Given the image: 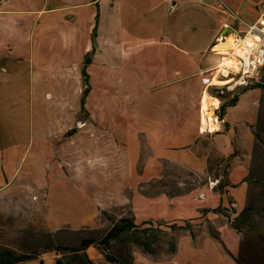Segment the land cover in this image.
I'll return each mask as SVG.
<instances>
[{
	"label": "crops",
	"instance_id": "crops-1",
	"mask_svg": "<svg viewBox=\"0 0 264 264\" xmlns=\"http://www.w3.org/2000/svg\"><path fill=\"white\" fill-rule=\"evenodd\" d=\"M263 2L253 3L255 17L256 6ZM250 11L235 0H0V61L5 58L0 70L27 80L31 95L25 110L28 128L36 135L26 168L29 145L0 146V198L20 190L15 188L22 185L19 179L55 152L86 156L85 122L76 115L86 88L81 70L88 55L89 95L83 108L94 96L97 110L111 114L109 119L94 120L93 141L98 145L93 153L103 142L106 151L123 149L124 160L119 165L117 158L106 163L100 158L89 170L77 166L68 175L79 183L86 174H108L93 179L99 182L93 187L131 192L126 201L134 222L196 220L210 226L218 238L207 228L182 233L175 252L158 264H236L238 236L223 212L231 208L234 217L247 201L258 97L246 103V92L239 94L236 103L225 108L221 130L214 134L202 133L199 112L205 81L219 61L211 51L215 39L224 28L237 27L236 17L249 22L243 18H249ZM119 62L125 65L126 91L117 84ZM7 84L0 80V85ZM118 92L126 107L123 120L117 118ZM34 98L45 99L60 111L45 126L33 125ZM222 103L218 100L216 107ZM72 127L76 133L65 137ZM211 155L216 160L229 157L222 193L215 189L217 179L178 195L150 193V181L164 177L168 167L208 174ZM36 172L42 174L41 169ZM118 175L131 181L120 182ZM77 199L85 201L81 194ZM79 206L78 216L84 215ZM40 261L48 264L43 254L22 264Z\"/></svg>",
	"mask_w": 264,
	"mask_h": 264
},
{
	"label": "rangeland",
	"instance_id": "rangeland-1",
	"mask_svg": "<svg viewBox=\"0 0 264 264\" xmlns=\"http://www.w3.org/2000/svg\"><path fill=\"white\" fill-rule=\"evenodd\" d=\"M235 1L242 3L245 9L250 7L249 18H243L250 23L255 19L253 3L264 0ZM4 60L5 58L1 59L0 66L5 65ZM117 67L120 68L117 72V84L121 91H126V88H124L127 82L125 65L119 62ZM1 76L2 79L0 80L2 82L6 81L10 84L0 85V146H9L14 143L29 145L28 152L30 153L24 163V168H26L31 154L34 153L33 147L35 145L33 143L35 142L33 138L36 136L34 130L30 131V128H28L29 117L25 110L27 109L25 107L30 108V104H27L30 98L29 95H31L30 90L27 88V80L25 82L22 79L11 77L0 70ZM253 87L255 88L245 91L246 95L243 98L247 103L256 94L258 97L257 119L252 126L254 146L249 159L247 177L249 190L245 207L255 209L257 212L250 214L239 228L236 264H264V68L261 70L258 79L248 88ZM243 90L224 93L223 96L226 95L227 97L220 98L221 102H228L231 95L236 94L238 96ZM118 94L119 109L117 110V118L123 120L126 117V107L123 105L122 94L120 92ZM86 97L88 96L86 95ZM33 103H31L33 107V125L42 124L45 126L47 119H55L57 114L60 113V111L57 112V109H52V105L46 102L45 99L37 101L34 98ZM97 105L98 100L93 96L86 104L85 109L81 110L80 107L76 115V119L85 122L86 148L89 149L84 158H78L77 153L74 155L70 153V157H67L60 151L55 152L51 157L33 164L31 168L33 173L31 172L19 179V183H22V185L15 188H20V190L16 189L0 198V249L8 248L16 253H36L38 254L37 258L40 254H43L44 260L48 264H55V260L60 255H57L55 251H46V248H74L79 245L82 239L98 241L111 227L112 223L119 218L133 219L126 201L131 192L120 189L111 190L107 187H105L104 190L106 191L104 192L97 191L93 187V184L99 183H95L94 180L107 178L108 174H86L85 181L80 180L79 183L73 181L75 177L72 174L68 175V171L71 168H77V166L89 170L88 168L93 166L96 161L99 162L100 158L105 163L109 162L111 158H117L119 165L124 160L123 149L106 151L104 149L106 144L103 142L100 151L96 150L97 153H93L98 145L93 141V131L96 128L94 120L111 118L109 111L97 110ZM74 133H76V128L72 127L65 137H71ZM235 153L237 154V151ZM106 155L108 157H105ZM210 157L208 174L197 175L177 167H168L164 177L150 181V193L163 192L169 196L178 195L196 185H202L210 181L214 182V179H217L223 188L226 183L224 176L229 165V157L220 160H216L213 155ZM38 169L42 170V174L36 172ZM219 175L222 176V179L219 178ZM118 176L120 182L131 181L129 176H127V179L125 176ZM63 182L65 184L62 186ZM66 183H71V186L67 187ZM58 184L61 185L55 188ZM78 194L85 197L84 203L78 201ZM100 199H102V202ZM78 204L80 208H83L84 215L78 216ZM229 204H231V201H229ZM226 211L223 213L228 219L235 217H233L235 212L231 211V208L226 209ZM134 223L140 226L142 222L136 221ZM149 225L153 228H160L165 232V235L160 236L153 255L147 254L131 242H120L118 240L110 242V253L121 264H158L171 256L169 253L170 242L174 240L176 245L177 238L182 233L197 234L203 228H207L211 236V233H214L210 226L208 228L203 222L196 220L192 222H150L145 224L144 227H149ZM86 254L93 264H110L105 261L96 245L90 246L86 250Z\"/></svg>",
	"mask_w": 264,
	"mask_h": 264
},
{
	"label": "built area",
	"instance_id": "built-area-1",
	"mask_svg": "<svg viewBox=\"0 0 264 264\" xmlns=\"http://www.w3.org/2000/svg\"><path fill=\"white\" fill-rule=\"evenodd\" d=\"M236 21L237 27L229 28V33L218 36L211 47L219 61L213 70V76L205 81L204 94L217 102L224 93L250 87L264 68V2L256 6V17L252 22H244L237 17ZM227 38H230L231 47L224 52L215 51V46L225 43ZM218 81L228 84L220 85ZM208 111L210 121L204 116L206 111L202 112L200 106L199 122L202 133H216L221 130L223 122L219 108L209 105Z\"/></svg>",
	"mask_w": 264,
	"mask_h": 264
},
{
	"label": "trees",
	"instance_id": "trees-1",
	"mask_svg": "<svg viewBox=\"0 0 264 264\" xmlns=\"http://www.w3.org/2000/svg\"><path fill=\"white\" fill-rule=\"evenodd\" d=\"M90 61L88 55L85 57L83 62V68L81 70V76L83 83L86 85L85 90L82 93L80 100V107L83 110L84 99L89 92L88 77L86 75V67L89 65ZM245 88L240 94L248 89ZM229 95V94H228ZM220 98H226L227 96L220 95ZM230 97V96H229ZM237 101V95H231L228 102H223L219 108L220 116H223L225 108L233 106ZM217 191L222 193V186L219 184L216 186ZM257 210L244 207L236 216L229 219L230 227L236 232H239L240 226L248 219L249 215L256 213ZM150 222H142L140 226L136 225L131 218L121 217L114 223L111 227L107 229L102 238L98 241L91 239H82L77 247L66 248V247H48L46 251H55L59 258L55 260V264H93L88 258L86 250L92 246L96 245L103 255L105 261L110 264H121L109 251L110 242L112 240H118L120 242H131L136 246L140 247L144 252L149 255L155 253V246L160 240V236L165 235L160 228L144 227L145 224ZM183 229V228H180ZM215 239H218L214 233H211ZM175 241L170 242L169 253L173 254L175 252ZM38 254L36 253H16L8 248L0 249V264H22L29 260L37 259ZM39 264H43L42 261Z\"/></svg>",
	"mask_w": 264,
	"mask_h": 264
},
{
	"label": "bare ground",
	"instance_id": "bare-ground-1",
	"mask_svg": "<svg viewBox=\"0 0 264 264\" xmlns=\"http://www.w3.org/2000/svg\"><path fill=\"white\" fill-rule=\"evenodd\" d=\"M230 47H231V41H230V38H227V41L225 43H221V44L216 45L214 50L219 51V52H224L227 49H229ZM218 84L226 85L228 83L218 81ZM209 105L216 107L218 105V102H217V100L209 99L207 96H205V94H203L202 100H201V108H202V112L206 111V114H204V116L207 117L208 121H210V113L208 111ZM204 116H203V119H204Z\"/></svg>",
	"mask_w": 264,
	"mask_h": 264
},
{
	"label": "water",
	"instance_id": "water-1",
	"mask_svg": "<svg viewBox=\"0 0 264 264\" xmlns=\"http://www.w3.org/2000/svg\"><path fill=\"white\" fill-rule=\"evenodd\" d=\"M230 31H231V29H229V28H224V30L222 31V34L229 33Z\"/></svg>",
	"mask_w": 264,
	"mask_h": 264
}]
</instances>
